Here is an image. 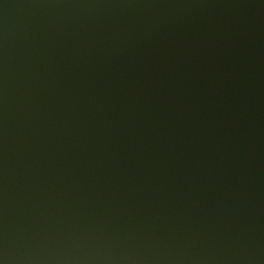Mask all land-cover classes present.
Segmentation results:
<instances>
[{
	"label": "water",
	"instance_id": "water-1",
	"mask_svg": "<svg viewBox=\"0 0 264 264\" xmlns=\"http://www.w3.org/2000/svg\"><path fill=\"white\" fill-rule=\"evenodd\" d=\"M0 264H264V0H0Z\"/></svg>",
	"mask_w": 264,
	"mask_h": 264
}]
</instances>
